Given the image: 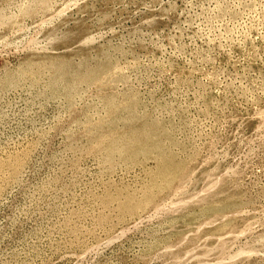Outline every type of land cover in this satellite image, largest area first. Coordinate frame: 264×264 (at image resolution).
Returning <instances> with one entry per match:
<instances>
[{"label": "rangeland", "instance_id": "rangeland-1", "mask_svg": "<svg viewBox=\"0 0 264 264\" xmlns=\"http://www.w3.org/2000/svg\"><path fill=\"white\" fill-rule=\"evenodd\" d=\"M0 264H264V0H0Z\"/></svg>", "mask_w": 264, "mask_h": 264}, {"label": "bare ground", "instance_id": "bare-ground-1", "mask_svg": "<svg viewBox=\"0 0 264 264\" xmlns=\"http://www.w3.org/2000/svg\"><path fill=\"white\" fill-rule=\"evenodd\" d=\"M204 230V229H203Z\"/></svg>", "mask_w": 264, "mask_h": 264}]
</instances>
